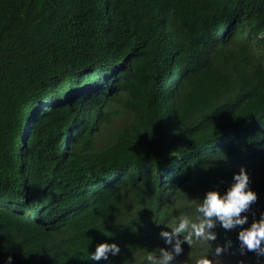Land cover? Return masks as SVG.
Instances as JSON below:
<instances>
[{"label": "trees", "instance_id": "16d2710c", "mask_svg": "<svg viewBox=\"0 0 264 264\" xmlns=\"http://www.w3.org/2000/svg\"><path fill=\"white\" fill-rule=\"evenodd\" d=\"M241 166L259 218L264 0H0V264H144ZM214 231L174 264H264Z\"/></svg>", "mask_w": 264, "mask_h": 264}, {"label": "clouds", "instance_id": "9594fccd", "mask_svg": "<svg viewBox=\"0 0 264 264\" xmlns=\"http://www.w3.org/2000/svg\"><path fill=\"white\" fill-rule=\"evenodd\" d=\"M257 192L250 187V176L247 169L241 166L240 170L233 174L231 183L226 189L211 188L195 205V218L181 213L173 221L167 223V227L161 229L159 237L163 240V246H159L158 254L147 253L144 264H174L175 258L184 251L183 245L190 247L194 241H215L217 232L214 229L219 226L226 232L237 229L236 240L239 251L254 252L264 256V212L256 218L251 206L257 200ZM252 212V220L249 223V213ZM106 235L108 233L104 231ZM232 242L226 241L223 245L217 244L214 252L201 254L195 259V264H221L219 257L231 247ZM121 253L120 245L115 241H103L96 244L94 251H90L87 258L90 262H107L109 256H117ZM12 256L4 260V264H11Z\"/></svg>", "mask_w": 264, "mask_h": 264}, {"label": "rangeland", "instance_id": "374dc122", "mask_svg": "<svg viewBox=\"0 0 264 264\" xmlns=\"http://www.w3.org/2000/svg\"><path fill=\"white\" fill-rule=\"evenodd\" d=\"M114 123H115V124H119V123H120V120L116 119V120L114 121ZM114 123H113V127H114ZM108 130H111V128H109ZM99 140H101V139H99Z\"/></svg>", "mask_w": 264, "mask_h": 264}, {"label": "water", "instance_id": "95a60500", "mask_svg": "<svg viewBox=\"0 0 264 264\" xmlns=\"http://www.w3.org/2000/svg\"><path fill=\"white\" fill-rule=\"evenodd\" d=\"M82 112H83V111H81V113H82ZM81 113H80V114H81Z\"/></svg>", "mask_w": 264, "mask_h": 264}]
</instances>
